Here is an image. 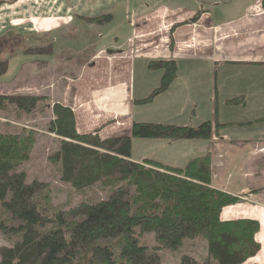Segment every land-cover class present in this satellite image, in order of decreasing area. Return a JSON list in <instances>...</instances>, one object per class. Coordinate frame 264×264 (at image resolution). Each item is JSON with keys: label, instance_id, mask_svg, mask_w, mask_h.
I'll use <instances>...</instances> for the list:
<instances>
[{"label": "trees", "instance_id": "16d2710c", "mask_svg": "<svg viewBox=\"0 0 264 264\" xmlns=\"http://www.w3.org/2000/svg\"><path fill=\"white\" fill-rule=\"evenodd\" d=\"M83 18L102 23L99 17ZM198 18L196 14L182 24ZM7 64L0 61V75ZM148 68L163 71L159 84L134 103L152 101L176 78L174 59L149 60ZM45 98L0 95V110L10 105L30 113ZM231 101L225 100L227 105ZM242 101L236 97L231 104L243 107ZM51 112L47 129L57 146L48 160L78 198L53 204L43 182H27L26 173L18 170L29 159L35 131L0 133V234L6 241L0 246V264H161L162 251L180 255L179 264H243L258 252L256 220L220 216L224 207L250 192L234 194L215 186L208 151L182 167L131 159L133 137L211 140L226 124L206 120L190 127L132 121L129 136L101 139L98 130L76 131L70 106L56 102ZM263 120L227 124L240 127ZM147 234H152L151 245L145 242ZM195 239L206 241L202 261L186 251Z\"/></svg>", "mask_w": 264, "mask_h": 264}, {"label": "rangeland", "instance_id": "374dc122", "mask_svg": "<svg viewBox=\"0 0 264 264\" xmlns=\"http://www.w3.org/2000/svg\"><path fill=\"white\" fill-rule=\"evenodd\" d=\"M23 1L26 2L27 0ZM28 1H33L35 10L33 11L35 14H24V17L27 19H25V25H29V28L26 26L22 27L24 25L19 26L16 23L19 21L14 16L8 17L7 23H3L0 27V34L3 36L0 39V61L8 60L6 72L0 75V95H34L38 97L45 96L46 98L39 102L37 107L30 113L18 112L10 105L4 110H0V133H17L21 132L23 128L35 131L36 140L29 159L22 163L18 167V170H23L26 173L27 182H31L32 180L43 182L51 203L59 204L66 201L73 203L78 198L73 193L70 185L62 183L59 180L56 166L48 160V157L57 146L55 136L47 129V125L52 118L51 106L56 102L70 106L74 114L75 124L80 131L79 134H92L95 130H98L97 134L101 139L129 136L132 119L134 121L168 123L190 127H195L206 120L226 124L211 140L194 138L169 141L160 138L133 137L131 138V159L137 161L153 159L172 166L182 167L189 159L202 156L208 151L210 153V170L215 186L222 188L225 185L234 186L235 184V186H240V184H245L246 180L252 186L254 184L264 185V120L248 127L227 124L228 122H232V120L251 118L264 113L262 109L256 110V107L264 106V100H260L257 97L254 98L256 100H253L246 109H228V105L224 101L228 96L226 92L229 87H233L234 89L236 85L233 79H224V75L228 74L227 77H229L230 73H228V70L232 69V66L224 64L225 67L223 68L219 67L218 64L214 65L212 62L209 63L206 60H176V78L170 83L169 87L164 92L155 96L150 102L134 103L133 100L130 115L128 108L119 112L109 109L111 102L108 101L106 103V100H103L102 94L105 85L108 87L113 84H120L117 92L120 95H126L125 88L129 83V77L115 79L114 72L111 71L113 64L112 62H108L107 56H99L95 60L90 61L93 57V48L82 46V42L81 46L79 45L80 40H88L89 43H95L94 38L97 37V43L104 42L106 46H109L107 49L110 50L124 40L125 36L122 34L125 35L130 32L128 25L132 21L137 25L141 24L139 21L141 19L135 20L140 15V8L149 10L147 6H151L150 9H153L158 5H168L169 2L186 6L191 5L194 0H129V10L127 8L124 9V5H128V0L123 6L122 4H117L115 0L109 4H107L106 0H103L102 5L104 6L96 9L99 11H96L94 16L87 15L89 18L99 17L98 19H101L102 23H91L84 20L86 23L84 22L85 24L82 25L81 21L84 19L82 16H86V14L81 13L82 11L80 13L71 12V15L61 14L63 18L64 16H68L67 18L72 16L74 19L73 23L69 27L65 25L61 26L58 30L52 32L50 36H48L49 34L46 30L43 31L45 33L41 34L39 43L43 42L45 44L38 46L39 48H43L42 52L40 49H34L38 48L35 40V36L37 35L32 34L36 31L37 27L35 26L36 28H34L31 20L33 17H36L35 21L38 22V17H42L40 20L47 22L49 17H54L53 15L49 16L48 11L50 12L53 5L62 0ZM233 4L234 0L229 6H233ZM82 5L83 1L78 3L79 10ZM214 6L212 4L208 8L215 12L218 21L230 18L236 14L232 10L220 12L221 15H219ZM44 8L46 9L44 10ZM68 8L67 10H71ZM40 9L44 11H39ZM166 15L165 13L159 14L156 17L149 15L151 16V20L146 24L147 26H141L142 28L138 26L133 34L131 44L133 56L139 57L134 62H131V66H134L130 78L135 95L140 96V99L147 97L151 90L159 84L163 73L160 69L148 68L149 60L172 59L170 55H173L177 51L175 39L172 36L177 25L180 26L181 23L177 22L169 28L167 22L171 21V19L175 21L176 19L178 20L177 17H182L180 15L173 18H165ZM154 27L159 28L150 30ZM132 29L133 26L131 25V34L133 33ZM40 32L43 33L42 29ZM150 32L155 33V38L152 40L155 43L150 45L154 47L157 42L158 47H156L155 54L153 53L149 56L145 52L146 47L143 48V44L148 39L139 36L136 38V36H145L144 34ZM188 33L189 35L186 37V40L181 44L183 45L181 48L184 50H191L186 47L191 46V29L188 30ZM161 35L168 39L167 48L163 44H159ZM65 37L68 39L66 40L68 44L64 43ZM51 49H53L54 56L51 54ZM164 50H168L170 53H168L169 56L168 54L165 56L166 58L161 57L160 54ZM47 51H49L48 54H46ZM202 51L204 50L202 49ZM209 53H212V51ZM156 54H159V56L154 57ZM188 54H191V52ZM44 55H50L49 60L42 61L47 59ZM117 59L119 60L116 62L117 64H128L127 62H123L124 60H120L124 59L123 57ZM87 63H94L100 71L103 70L104 79L103 77L97 80L91 78L95 72H89L88 76L82 77L79 73L81 66ZM213 67L218 74L213 71ZM254 76L257 75L253 74L252 77L249 75L242 82L247 83L253 80ZM214 78L217 79V91L213 89L215 88ZM124 81L125 84L123 83ZM99 86H102L101 89H99ZM254 135L261 140L259 142L251 141L250 139ZM246 138L249 142H244L245 140L247 141ZM251 201L252 199L248 195L237 203ZM257 206L259 207V204ZM145 242L150 245L153 244L152 234L145 235ZM193 242V245L189 243L186 245V247L193 248H186L187 254H191L199 261H202L206 252V241L195 239ZM5 244L6 241L0 234V246ZM161 254V264H179L180 255L163 251ZM243 264L248 263L245 262Z\"/></svg>", "mask_w": 264, "mask_h": 264}, {"label": "crops", "instance_id": "0c3cea01", "mask_svg": "<svg viewBox=\"0 0 264 264\" xmlns=\"http://www.w3.org/2000/svg\"><path fill=\"white\" fill-rule=\"evenodd\" d=\"M83 1V5L80 6V10L78 9V3ZM62 0L61 2H57L53 7L50 9V12L48 11L49 16L53 15L54 17H49L48 21H41L40 19L42 17H38V22L35 21V18L31 20V23L33 24L36 31L33 32L32 35L35 36L36 45L42 46L45 43H39V40H41V34H44L46 32L51 35L52 32H55L58 30L61 26H71L73 23L72 16H64V18L61 16V14L67 15L71 12H79L86 14L87 17L94 16L96 9H99L103 7L102 5L103 0ZM117 1V4H122V6L127 3V0H115ZM107 4L110 2H114V0H106ZM63 3V4H62ZM130 1L128 0V5H124V9L127 8L129 10L130 8ZM203 3V4H202ZM214 4L216 8V12L221 15L220 12H229L234 10L236 13L235 15H232V17L220 20L215 16V12L210 10L209 5ZM231 3H233V0H209V1H202V0H194V2L191 3V5H180V4H174L173 2H169V4H162L154 7L153 9H150L151 6H147L149 10H143L140 8V15L135 20H139L141 22L140 25L135 24L134 21H132L131 24L128 25L130 32L128 34H122L125 36L124 40L120 44H117V46L111 48L110 50L107 49V47L104 44V42L97 43L98 38L95 37V43L88 42V40H80L79 45L81 46V42L83 43L82 46H85L86 48L88 46L93 48V57L90 59L95 60L99 56H107L109 61L112 62V69L111 71L114 72L115 79L116 78H128L129 77V83L127 84V87L125 88L126 95L123 96L120 95L117 91L120 88V84H113L111 86L106 87L103 89V100H106V103L109 101L111 102L109 109L122 111V110H130L131 115V106L132 101L135 99H140V96H136L134 92L133 83L131 81V74L133 70V66H131V62L135 61L137 57L139 56H133L132 52V41H133V34L134 31H136L137 27H145L146 24L150 22L149 15H152V17H156L159 14L165 13L167 14L165 18H173L174 16H180L177 17L175 21L171 19V21L167 22L170 26L173 24L179 22L181 23L180 26L177 25L175 31L173 32V39H175L176 43V52L173 53V55H170L172 59L176 60H199V61H208L209 63L212 62L214 65L218 64L219 67H225L224 64L230 65L233 68L228 70L230 73L229 77L228 74L224 75V79H233L235 81L236 87L233 89V87H227L226 94L228 95L227 99H232L236 97H240L242 99V103L244 104L243 107L239 106L241 104H231L232 101L228 104V109H236L241 108L246 109L250 106V103L253 102L254 98H259L260 100H264V7L261 5L262 0H234L233 6H229ZM207 5V6H206ZM70 8L71 10H67V8ZM68 8V9H69ZM236 8V9H234ZM46 8H44L45 10ZM92 9V10H91ZM95 9V10H93ZM43 9H40L39 11H44ZM48 10V9H47ZM237 10V11H235ZM34 10V4L33 1H26L23 0H0V27L7 23L8 17H15L19 24V26L25 27V19L24 14H35ZM196 14H199V18L192 23L188 24H182L184 22H187L186 20L192 19ZM55 17H58L55 19ZM62 17V18H60ZM146 17V18H145ZM145 18L144 21L142 19ZM29 19V18H28ZM63 19V20H61ZM27 20V19H26ZM83 19L81 24H85L86 22ZM148 20V21H146ZM41 21V22H40ZM23 22V23H22ZM85 22V23H84ZM29 24V23H28ZM37 24V25H36ZM131 25L133 26V33L131 34ZM36 26V27H35ZM20 27V29H22ZM29 28V25L26 26ZM32 27V26H31ZM43 27V28H42ZM127 27V28H128ZM141 27V28H142ZM167 27V26H166ZM151 28V27H150ZM159 27H154L150 30L158 29ZM168 28V27H167ZM168 28V30H169ZM42 29V32L40 30ZM75 29V28H74ZM135 29V30H134ZM191 29V46H186L188 49L181 48L183 45L182 42L186 40V37L189 35L188 30ZM75 32V30H74ZM6 33V32H1ZM72 34H74L72 32ZM136 35V32H135ZM145 36L137 35L136 38L139 37H146L148 39L145 41V44H143V48L146 47L145 52L150 56L153 53L155 54L157 48V42L154 47H152L150 44H154L152 42L155 33L153 32L144 34ZM2 35L0 34V39ZM101 36V35H100ZM70 37V36H69ZM169 37V36H168ZM50 38V37H49ZM44 39V38H43ZM68 40L65 37L64 43L68 44ZM159 44H163L164 47L167 48L168 39L167 37H164L161 35L159 38ZM50 43V42H48ZM76 44V43H75ZM70 46V45H69ZM68 46V47H69ZM72 46V45H71ZM76 46V45H73ZM52 47V46H51ZM115 49V50H114ZM204 50L201 52V50ZM213 49V50H212ZM160 51V50H159ZM187 51V52H186ZM212 51V53H209ZM56 52V51H55ZM181 54H180V53ZM191 52V54H188ZM53 49H51V54H53ZM169 53L168 50H164L163 53L161 52V57L167 56ZM186 53V54H185ZM170 54V53H169ZM168 54V56H169ZM54 56V54H53ZM148 56V58H150ZM159 56V54H156L154 57ZM47 59L42 61L49 60V56L44 55ZM123 57V62H127L128 64L124 65V63H116L119 60L117 58ZM166 58V57H165ZM144 59V58H142ZM87 60V59H85ZM151 60V59H150ZM88 61V60H87ZM145 61V59H144ZM85 62V61H84ZM117 64V65H115ZM145 66V65H144ZM127 69V71H125ZM108 70V65H107ZM106 70V71H107ZM121 70V71H120ZM213 71L217 73L216 69L213 67ZM89 72H95L94 76L91 77L95 80L101 79V77H105L104 71H100L96 64L90 63V64H84L81 66L80 69V75L82 77L88 76ZM121 72V73H120ZM213 72V73H214ZM227 73V72H226ZM240 75L238 76V74ZM90 74V73H89ZM218 74V73H217ZM253 74L257 75L254 76V79L244 83L242 82L244 79H247L245 77L253 76ZM260 74V76H258ZM238 79H236V77ZM86 80V79H85ZM216 78H214V90L216 89ZM237 82V83H236ZM125 84V81L123 82ZM111 84V83H110ZM231 85V83L229 82ZM102 86H99V89H101ZM233 89V90H232ZM123 93V92H122ZM124 93V94H125ZM219 93V92H218ZM128 95V96H127ZM125 97V98H123ZM224 100V101H225ZM256 100V99H255ZM254 100V101H255ZM235 101V100H234ZM262 109L264 110V106H258L256 107V110ZM126 112V111H124ZM123 114V113H122ZM264 113H261L259 115L253 116V117H247L241 119L242 121H253L257 118L263 117ZM131 117V116H130ZM240 120V119H237ZM77 121V117H76ZM134 121V119H132ZM235 121V120H233ZM256 123H252L251 125H255ZM76 126V124H75ZM250 126V125H249ZM248 127V126H246ZM76 131L79 133V129L76 126ZM247 139V138H246ZM250 139V138H249ZM235 140V139H234ZM239 140V139H238ZM251 141H257L259 140L254 135L251 139ZM236 141V140H235ZM244 142H249L245 140ZM248 181H245V184H240V186H227L225 185L224 189H226L228 192L234 193V194H240V193H249L250 199H252L251 202H240L233 205L226 206L221 211V218L224 220L229 219H236V218H251L255 219L259 223V230L255 234V240L259 243V250L258 252L248 258L245 262L248 264H264V185L254 184L252 186L251 183H247ZM247 183V184H246ZM243 185V186H242ZM260 192H257V191ZM259 204V207L257 206ZM256 205V206H255ZM256 209H254V208ZM244 262V263H245Z\"/></svg>", "mask_w": 264, "mask_h": 264}, {"label": "flooded vegetation", "instance_id": "af4514ba", "mask_svg": "<svg viewBox=\"0 0 264 264\" xmlns=\"http://www.w3.org/2000/svg\"><path fill=\"white\" fill-rule=\"evenodd\" d=\"M188 21H189V20H188ZM188 21H187V22H188ZM191 23H192V22H191ZM185 24H186V23H185Z\"/></svg>", "mask_w": 264, "mask_h": 264}]
</instances>
